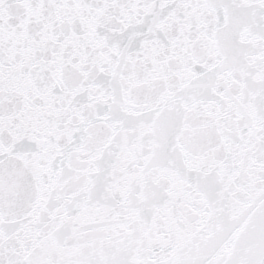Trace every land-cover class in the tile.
Here are the masks:
<instances>
[{
	"label": "snow or ice",
	"instance_id": "snow-or-ice-1",
	"mask_svg": "<svg viewBox=\"0 0 264 264\" xmlns=\"http://www.w3.org/2000/svg\"><path fill=\"white\" fill-rule=\"evenodd\" d=\"M0 264H264V0H0Z\"/></svg>",
	"mask_w": 264,
	"mask_h": 264
}]
</instances>
